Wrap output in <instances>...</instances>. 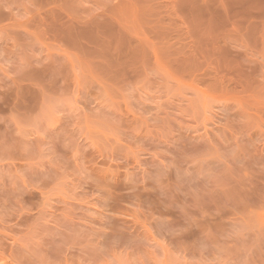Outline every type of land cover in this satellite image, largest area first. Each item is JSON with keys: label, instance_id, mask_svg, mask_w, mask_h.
<instances>
[{"label": "rangeland", "instance_id": "1", "mask_svg": "<svg viewBox=\"0 0 264 264\" xmlns=\"http://www.w3.org/2000/svg\"><path fill=\"white\" fill-rule=\"evenodd\" d=\"M0 264H264V0H0Z\"/></svg>", "mask_w": 264, "mask_h": 264}]
</instances>
